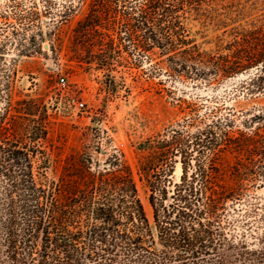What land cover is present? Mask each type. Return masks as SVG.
Segmentation results:
<instances>
[{
	"label": "rangeland",
	"instance_id": "1",
	"mask_svg": "<svg viewBox=\"0 0 264 264\" xmlns=\"http://www.w3.org/2000/svg\"><path fill=\"white\" fill-rule=\"evenodd\" d=\"M144 3L0 0V121L20 131L24 100H33L46 110L48 136L38 145L50 160V180L80 175L73 163L70 166L71 160L85 157L82 164L95 172L111 167V156H120L131 167L140 199L153 221L151 193L139 172L150 152L141 151L140 144L170 138L172 130L183 123L194 164L193 135L213 120L229 119L232 127L228 130L236 136L239 132L264 135V117L254 119L264 114V93L250 85L254 68L219 78L207 65L206 75L196 76L195 59L182 52L199 51L205 59L231 56L236 49L234 31L264 23V0H238L233 8L221 0L194 7L176 1L181 28L178 35H172L176 44L172 52L165 49V42H149ZM232 10L241 15H232ZM93 12L101 18L89 30ZM108 14H115L116 20ZM134 24L138 28L133 32ZM157 29L151 36L159 40ZM179 38L186 43L181 44ZM60 78L66 79L65 87L58 85ZM77 102H83L84 108H78ZM31 118L38 121L40 112ZM257 154L255 159L262 165L264 151ZM225 157L231 164L246 163L248 158L245 153L230 152ZM171 160L169 192L180 182L179 168H183L180 156ZM248 184L244 201L231 206L229 217L237 229L260 233L264 183L258 178Z\"/></svg>",
	"mask_w": 264,
	"mask_h": 264
},
{
	"label": "trees",
	"instance_id": "2",
	"mask_svg": "<svg viewBox=\"0 0 264 264\" xmlns=\"http://www.w3.org/2000/svg\"><path fill=\"white\" fill-rule=\"evenodd\" d=\"M176 1L194 7L216 0H145L148 40L165 42L169 52L175 51L172 35L181 28ZM221 1L233 8L238 0ZM237 11L231 14L240 16ZM92 17L89 30L101 18L98 12ZM131 27L133 32L138 28ZM156 27L159 40L151 36ZM234 37L231 56L205 59L199 51L182 52L195 59L196 76L206 75L207 65L219 78L254 68L250 85L264 93V23L238 28ZM22 105L20 131L0 121L5 135L0 136V264H264V229L239 230L229 217L231 206L244 201L248 183L258 178L264 183V161L261 165L255 159L264 151V135L236 136L228 130L229 119L213 120L193 135L194 164L183 123L170 138L140 144L141 151L150 152L139 172L151 193V221L133 171L120 156H111V167L95 172L82 164L85 157L71 160L80 175L50 180V160L38 145L48 136L46 110L33 100ZM34 112H40L38 121L31 118ZM229 152L245 153L246 163L231 164L225 157ZM176 156L183 173L169 192L171 159Z\"/></svg>",
	"mask_w": 264,
	"mask_h": 264
},
{
	"label": "built area",
	"instance_id": "3",
	"mask_svg": "<svg viewBox=\"0 0 264 264\" xmlns=\"http://www.w3.org/2000/svg\"><path fill=\"white\" fill-rule=\"evenodd\" d=\"M58 85L60 86V87H65L66 85H67V82H66V79L65 78H60L59 79V81H58ZM84 103L83 102H77L76 103V106L78 107V108H84Z\"/></svg>",
	"mask_w": 264,
	"mask_h": 264
},
{
	"label": "bare ground",
	"instance_id": "4",
	"mask_svg": "<svg viewBox=\"0 0 264 264\" xmlns=\"http://www.w3.org/2000/svg\"><path fill=\"white\" fill-rule=\"evenodd\" d=\"M180 166V165H179ZM179 174L181 175L182 174V169H181V167L179 168ZM178 175V174H177ZM179 177V176H178Z\"/></svg>",
	"mask_w": 264,
	"mask_h": 264
}]
</instances>
